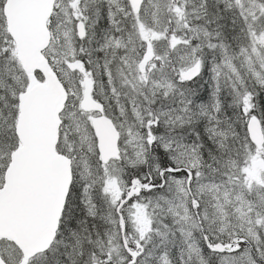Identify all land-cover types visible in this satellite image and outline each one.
<instances>
[{"label": "snow or ice", "instance_id": "snow-or-ice-1", "mask_svg": "<svg viewBox=\"0 0 264 264\" xmlns=\"http://www.w3.org/2000/svg\"><path fill=\"white\" fill-rule=\"evenodd\" d=\"M0 264H264V0H0Z\"/></svg>", "mask_w": 264, "mask_h": 264}]
</instances>
